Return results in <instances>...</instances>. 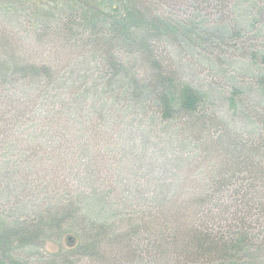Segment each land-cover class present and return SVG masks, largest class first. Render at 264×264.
<instances>
[{"label": "rangeland", "instance_id": "obj_1", "mask_svg": "<svg viewBox=\"0 0 264 264\" xmlns=\"http://www.w3.org/2000/svg\"><path fill=\"white\" fill-rule=\"evenodd\" d=\"M9 2L0 0V40L8 38V49L28 65L43 64L55 73L49 71L38 81H17L4 96L0 93V114L8 118L0 119V194L3 189L9 193L0 195V214L27 221L45 211H67L82 221L64 226L31 251L23 249V255L41 261L40 255L45 256L47 264H106L115 262L113 255L130 264H173L164 242L175 247L182 232L193 227L232 236L247 224L250 233L264 234V219L241 220L240 198L249 186L241 182L243 176L215 174L225 151H216L213 123L191 129L179 120H164L150 95H138L126 81L129 97H138L135 103L140 104L121 97L110 118L91 125L87 118L97 104L96 109L101 107L99 88L109 75H104L106 63L91 50L88 34L65 46L60 28L67 20L59 7L37 0L16 2L10 9ZM146 2L161 20L181 21L192 31L181 45L162 38L155 43L167 72L200 91L206 113L221 121L233 138L264 137L258 123L264 89L257 82L264 76V0ZM143 30L132 34L133 43ZM4 51L0 46V68L11 70L16 63ZM117 53L120 63L139 78L150 75L138 48ZM111 82L121 84V79ZM21 85L32 86L18 94ZM130 104L138 107L131 109ZM259 188L252 196H264ZM36 204L43 207L38 215L33 212ZM101 222L111 243L96 250L90 244L99 242L98 237L89 235L95 232L92 225ZM132 225L138 234L122 240ZM101 250L112 254L100 261ZM255 256L254 264H264V250ZM5 261L0 254V263L12 264Z\"/></svg>", "mask_w": 264, "mask_h": 264}, {"label": "trees", "instance_id": "obj_2", "mask_svg": "<svg viewBox=\"0 0 264 264\" xmlns=\"http://www.w3.org/2000/svg\"><path fill=\"white\" fill-rule=\"evenodd\" d=\"M6 1L9 2L8 0ZM36 1L32 0V3H36ZM146 1L147 5L148 0ZM201 1L210 4L212 1L221 0ZM16 2L31 3L30 0H14L7 5H10V9H12ZM144 2L145 0H39L37 4L53 5V9L56 10V6L61 9L59 11H62V20H67L65 26L60 28L63 31L61 37L65 46H68L69 41L73 42L72 40L81 35L88 34L87 38L93 46L91 50L99 55L100 62L103 65L106 63L103 68L105 69L104 75L109 76L106 78L107 80H103L104 84L99 88L103 95V100L100 102L101 107L96 109L97 104L95 109H91L92 112H95L94 115L92 114L87 118L91 125L93 124L92 122L99 120V118L100 122L101 119L107 116L110 118L113 109L122 103L121 97L126 99L128 97L131 102H134V105L140 104L135 103L139 102L138 97H129L126 90L128 86L126 81L137 89L138 95H142L145 92L150 95V100L155 105L157 113L164 120H179V122L185 123L186 127L191 129L194 128L195 124H202V128H204V123L210 121L216 126V130H214L218 132L215 137L218 146L216 151L217 153L218 151H225L223 158L216 165L215 174L229 178L236 175L243 176L241 182H246V185L249 186H246L248 190L240 198L244 207L241 220L243 223L247 219L253 218L261 221V219H264V196L255 197L252 196V193L258 190V184L261 186L259 189L264 192V137L259 135L255 139L250 136L247 140H236L233 138L234 135L225 126H222L221 121L210 115V111L206 113V97L192 85L175 78V76L167 72L158 59L159 54L155 50V43L162 38V40H172L174 44L181 45V42H183L181 39H184V37L188 38V34L192 33V31L187 26L181 25L183 23L181 21L174 19H172L174 22L161 20L162 17L160 19L158 15L148 10L151 8L145 7ZM81 27L84 29H81ZM143 29L146 31L145 34L141 35L139 40L133 43L132 34L142 32L144 31ZM102 33L104 34L103 37L101 36ZM148 34L149 36H147ZM9 43L8 38L0 40V46L5 50L3 52L4 55L9 58L11 63L12 61L16 63L11 70L0 68V85L3 86L2 88L0 87V93H3V96L6 94L5 91L8 86L12 83L20 80L38 81L49 71L55 73L50 67L43 64L28 65L23 59H19L20 57L16 56L15 52L8 49ZM131 47H136L138 51L142 52V61H145L143 64L151 72L147 78H139L135 70H130L128 66L120 63L117 52H128ZM116 78L121 79V84L111 82ZM257 82L264 89V76L258 79ZM143 83L145 85L142 88L140 85ZM31 86L21 85L19 91H17L18 94L25 93ZM15 102V100H10L8 103L13 105ZM128 107L136 109L138 106L130 104ZM260 113L258 115L259 128L264 130V110ZM0 119L8 121L6 113L2 112ZM183 120H186V122ZM93 126L90 127L93 128ZM221 132L222 134H220ZM248 133L251 134V132ZM219 157L221 158L220 155ZM0 195L6 197L9 193L6 189H3ZM260 199H263V202ZM36 206L38 205L36 204L33 207L35 209L33 212L38 215L40 213L38 211L43 207L37 208ZM54 210H59V208ZM28 216L30 215L28 214ZM75 216L76 214H73V212L64 211L59 214L45 211L31 220L24 221L18 217L11 218L1 213L0 254L3 255V259L8 261L4 263L32 264L34 262L36 264H47L45 256L40 255L43 261L30 260L29 255L22 254L27 253L23 252V249L31 251V249L39 246V242L48 238L53 239V236L62 231L64 226L72 227L71 225L82 223ZM72 221L74 224L69 223ZM245 225L247 224H243L244 227L232 236H229V234L223 236V234L213 230L193 227L182 232L183 234L179 238L176 239L175 237V247L170 249L168 248V243L164 242V253H170L174 257L173 261L175 262L173 264H182L181 258L185 259L183 264H254L257 252L264 250V234H261L260 237L254 235V233H250V228L245 227ZM132 226L122 240L125 238L124 240L128 241L129 239L130 241L131 238L138 234V227ZM92 228L95 232L89 236H97L98 238L95 241L99 242L93 241L90 244L91 248L97 246L96 250H100L102 243H111V238L106 233L108 229L105 222H101L98 226L92 225ZM164 241L166 240L164 239ZM20 250L21 252H18ZM103 251L100 254L96 252L100 261L105 256L109 257L112 254L108 250ZM111 258L115 262L107 260L106 264H130L126 262V259L124 261L122 258L119 260L118 256L113 255ZM178 258L180 260L176 262ZM0 264H3V262Z\"/></svg>", "mask_w": 264, "mask_h": 264}]
</instances>
